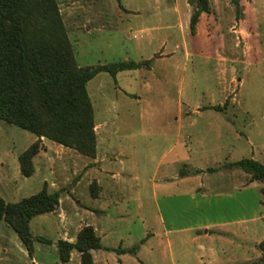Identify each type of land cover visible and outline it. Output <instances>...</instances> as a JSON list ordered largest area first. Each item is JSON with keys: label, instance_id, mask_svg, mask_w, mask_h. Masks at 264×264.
<instances>
[{"label": "rangeland", "instance_id": "rangeland-1", "mask_svg": "<svg viewBox=\"0 0 264 264\" xmlns=\"http://www.w3.org/2000/svg\"><path fill=\"white\" fill-rule=\"evenodd\" d=\"M56 1L80 66L145 62L121 71L116 80L102 72L87 83L95 121L106 122L105 147L110 157L119 155L114 167L123 172L119 180L127 188L117 189L125 200L110 210L117 228L129 232L122 233L128 239L123 243L141 245L159 229L160 217L167 227L240 220L231 227L243 237L237 253L263 264L262 182L231 193L223 190L217 174L203 179L212 189L206 191L189 192L191 186L182 183L162 190L159 181L173 170L183 171L181 175L192 168L216 170L264 156V0H240L239 6L233 0H208L210 11L203 12L194 32L189 19L197 0ZM94 129L100 134L99 126ZM34 137L0 120L5 168L0 195L6 202L41 189L40 174L25 177L17 169V156ZM119 211H127L124 221ZM62 227L57 214L35 216L31 232L36 239L29 256L14 229L1 221L0 264H62L54 245ZM157 240L152 237L149 244L155 246ZM201 241L214 251L223 244L217 228ZM173 250L187 254L190 264H200L193 255L195 244L175 243ZM155 253L144 264H156ZM70 264H78L75 254Z\"/></svg>", "mask_w": 264, "mask_h": 264}, {"label": "trees", "instance_id": "trees-1", "mask_svg": "<svg viewBox=\"0 0 264 264\" xmlns=\"http://www.w3.org/2000/svg\"><path fill=\"white\" fill-rule=\"evenodd\" d=\"M233 1L239 6L240 0ZM197 3L189 21L191 32L200 14L210 11L208 0H197ZM144 64L121 61L80 66L56 0H0V120L37 137L18 155L21 174L25 177L33 174V158L40 150L42 137L94 157V108L87 83L99 73L114 77L118 72ZM214 109L219 108L215 106ZM225 167L240 168L249 175L248 181L264 183V164L258 160L242 158ZM59 196L60 191H49L46 184L38 192L16 202H6L0 195V222L5 221L14 229L29 256L33 255L36 239L30 229V220L53 212ZM139 246L104 247L91 225L83 226L74 242L56 241L62 264L69 262L72 251L79 254V264H95L92 250L135 254Z\"/></svg>", "mask_w": 264, "mask_h": 264}, {"label": "crops", "instance_id": "crops-1", "mask_svg": "<svg viewBox=\"0 0 264 264\" xmlns=\"http://www.w3.org/2000/svg\"><path fill=\"white\" fill-rule=\"evenodd\" d=\"M202 16L203 12L199 16L195 29H198ZM119 73L114 76V80H116ZM105 124L106 122L95 121V126H99L101 130L100 134L96 132V153L94 157L82 155L71 148L42 137L40 150L33 158V174L38 173L41 175V188L46 184L49 191H60L58 205L53 212H50V214H57L63 223V227L57 233V240L63 239L74 242L78 231L85 225H91L100 237L101 244L104 247L130 248L134 244L123 243L124 240L126 242L128 240L124 238L126 235H123L126 232L117 228L115 225L116 218L110 211L111 208H117V204L125 200L124 195H117V189L125 191L127 188L123 183L125 181L119 180L123 172L114 167L115 159L119 155L116 154L114 157H110L108 148L105 147L103 136ZM36 139L37 137H34L32 141ZM253 158L264 164V156ZM0 166L1 169H4L0 170L1 174L4 173L5 176L4 163L0 162ZM17 169L19 171L18 156ZM196 169L198 168H192L190 173H184L183 175L173 170L171 175L163 176L159 181V186L162 190H170L182 183L191 186L189 192L201 189L205 191L212 190L205 187L203 179L209 177L212 180L211 176L217 174L223 179V190L232 193L245 186L254 185L256 182L248 181L249 175L237 167L221 168L213 171H205L203 168L196 171ZM213 190L216 192L217 189ZM46 214L41 215L45 216ZM118 215L121 222L125 220L128 213L127 211H119ZM33 218L30 220V229H32ZM262 218L264 221V216ZM239 221L207 223L203 225L204 228L201 225L199 227H167L163 217H160L159 229L143 240L135 254L96 249L92 250L93 260L95 264H144L145 259L148 256L152 257L154 249H156V264H190L187 254L184 253L180 256L173 250L175 243L188 242L197 246V251L193 255L200 264H216V262L219 264H253V259L237 253L243 237L237 229L231 227L238 225ZM215 228H217L219 237L223 241L219 251L206 248L201 241L203 238L210 237ZM202 229H204L203 234L201 233ZM185 231H195V233L182 236L181 233ZM126 234H129V232ZM152 237L158 239L155 246L149 244ZM114 240H117L118 244L114 243ZM259 240L264 242L263 237ZM56 241L54 242L55 246ZM181 250L186 252L184 249ZM74 254L78 258L79 264V254L77 252H71V258L66 264H70ZM259 258L260 255L257 256L258 260Z\"/></svg>", "mask_w": 264, "mask_h": 264}]
</instances>
